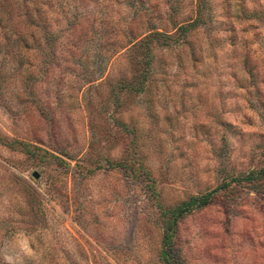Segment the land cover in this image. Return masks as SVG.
<instances>
[{"label":"rangeland","instance_id":"rangeland-1","mask_svg":"<svg viewBox=\"0 0 264 264\" xmlns=\"http://www.w3.org/2000/svg\"><path fill=\"white\" fill-rule=\"evenodd\" d=\"M262 171L264 0H0V264H168L215 190L178 258L264 264Z\"/></svg>","mask_w":264,"mask_h":264},{"label":"trees","instance_id":"trees-1","mask_svg":"<svg viewBox=\"0 0 264 264\" xmlns=\"http://www.w3.org/2000/svg\"><path fill=\"white\" fill-rule=\"evenodd\" d=\"M194 27H196V25L192 23L188 26H183L180 29H181V32H183L184 34H187V32L191 31ZM150 37H162V35L154 34V35H151ZM142 45H144V42L142 43ZM132 90L134 92L141 93L144 90V87L143 85L140 84V87H138L137 89L134 87L132 88ZM35 175H37V177L39 176L37 173L34 174V177H36ZM263 178H264V171L259 172V173H252L248 175L247 177H245L244 179H241L242 181H237L238 183L236 184V186L238 185L253 186L254 183H256L257 181ZM222 190L226 192L227 189L224 190L223 188ZM218 191L219 190H215L202 197H198V198L196 197L192 199L191 201L184 203L181 206L173 209L171 213L167 215V221L169 222V223L167 222V230L170 234L168 232L166 233L165 243H164V248H163L164 249L163 256H164L165 261L168 264H174L173 259L175 258V256L177 257V261H176L177 264H183L182 261H180V258H178L177 256L179 252L176 251V249L174 248V239H173L175 235L174 234L175 226L177 225L180 218L184 216V214H186V212H188L191 209V207L194 205L206 206L209 203H211L214 199V196L217 194Z\"/></svg>","mask_w":264,"mask_h":264},{"label":"water","instance_id":"water-1","mask_svg":"<svg viewBox=\"0 0 264 264\" xmlns=\"http://www.w3.org/2000/svg\"><path fill=\"white\" fill-rule=\"evenodd\" d=\"M37 177V175H35Z\"/></svg>","mask_w":264,"mask_h":264}]
</instances>
